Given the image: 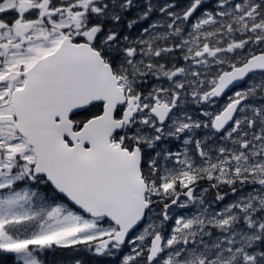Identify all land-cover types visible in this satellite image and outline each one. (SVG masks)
Wrapping results in <instances>:
<instances>
[{"label":"snow or ice","instance_id":"obj_1","mask_svg":"<svg viewBox=\"0 0 264 264\" xmlns=\"http://www.w3.org/2000/svg\"><path fill=\"white\" fill-rule=\"evenodd\" d=\"M264 264V0H0V258Z\"/></svg>","mask_w":264,"mask_h":264},{"label":"trees","instance_id":"obj_2","mask_svg":"<svg viewBox=\"0 0 264 264\" xmlns=\"http://www.w3.org/2000/svg\"><path fill=\"white\" fill-rule=\"evenodd\" d=\"M0 264H11V259L7 257L0 258Z\"/></svg>","mask_w":264,"mask_h":264}]
</instances>
